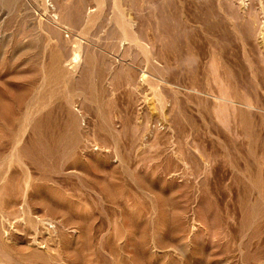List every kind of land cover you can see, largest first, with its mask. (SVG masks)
Returning a JSON list of instances; mask_svg holds the SVG:
<instances>
[{
  "label": "rangeland",
  "instance_id": "374dc122",
  "mask_svg": "<svg viewBox=\"0 0 264 264\" xmlns=\"http://www.w3.org/2000/svg\"><path fill=\"white\" fill-rule=\"evenodd\" d=\"M0 264H264V0H0Z\"/></svg>",
  "mask_w": 264,
  "mask_h": 264
}]
</instances>
